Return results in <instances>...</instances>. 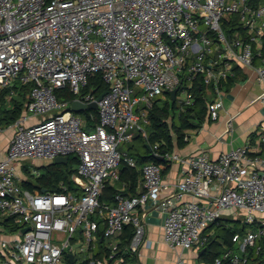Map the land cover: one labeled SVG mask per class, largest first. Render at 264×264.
<instances>
[{
    "label": "built area",
    "instance_id": "1",
    "mask_svg": "<svg viewBox=\"0 0 264 264\" xmlns=\"http://www.w3.org/2000/svg\"><path fill=\"white\" fill-rule=\"evenodd\" d=\"M227 15L238 18L228 20L232 33L223 26ZM236 65L256 72L264 102V0H0V93L16 82L35 83L0 160V230H8L1 227L6 216H16L20 226L0 241V264H63L67 250L76 255L95 245L101 223L112 237L132 225L129 249L139 254L148 205L163 211L164 238L176 250L202 245L208 238L203 231L220 218L241 220L248 226L233 236L236 249L212 264H258L255 257H264V119L253 144L218 159L203 150L185 159L167 154L187 164L171 186L163 181L164 166L149 162L141 168V194L100 200L106 180L120 178L123 161L138 166L121 145L137 132L148 138L155 97L178 88L184 110L193 104L191 87L202 75L214 87L208 118L217 120L224 107L222 83L236 76ZM96 73L108 84L101 99L83 91ZM66 86L75 99L58 98L56 90ZM76 99L97 101L99 121L73 111ZM1 107L0 101V131ZM32 117L41 119L30 123ZM72 154L80 157L73 176L80 193L63 184L62 191L21 185L23 160ZM117 242L109 259L117 255ZM107 262L91 257L89 264Z\"/></svg>",
    "mask_w": 264,
    "mask_h": 264
},
{
    "label": "trees",
    "instance_id": "2",
    "mask_svg": "<svg viewBox=\"0 0 264 264\" xmlns=\"http://www.w3.org/2000/svg\"><path fill=\"white\" fill-rule=\"evenodd\" d=\"M232 18L238 20L237 16L227 15L223 22L224 28L229 33H232L233 29H231L232 25L228 23V20ZM237 24L240 27V23ZM240 67H235L237 72L235 77H230L228 81L222 83L225 90H228L240 79ZM34 86L35 83L22 84L21 82H16L13 87H5L1 90L2 125H11L20 118L30 100ZM107 90L108 84L104 81L101 73H96L90 77L88 84L83 89L84 92L93 91L97 95ZM191 91L194 96V102L184 110L181 108L178 99L174 100L172 98L171 92L165 91L153 99L152 106L149 108L150 124L146 126L148 138L143 133L137 132L133 140L134 144L121 147V149L128 151L136 158L138 166L132 167L123 161L119 169L120 178L118 180L110 178L106 180L100 197L102 202L113 203L118 193L129 197L141 194L144 191V188L139 191L142 176L141 168L146 163L165 164L164 170L169 169L170 160L167 158V154H171L176 147H184L187 144L185 140L187 132L201 127L209 119L208 105L215 96L214 87L204 83V77L201 75L193 82ZM56 94L60 100L71 101L76 98L69 86L57 89ZM10 95L11 97L9 98ZM81 114L85 117L92 114L96 122L99 121V115L95 109L82 111ZM93 126V123L88 124L89 129H92ZM79 163L80 157L74 154L69 156V160L66 163H56L54 160L47 161L39 167L41 170L39 175L28 172L27 179H24L21 185L30 191H62L63 184L69 190L80 193V187L76 185L73 179V176L78 171ZM2 223L10 228L11 231H15L20 227L16 216H6L3 218ZM247 226L241 220L236 221L229 217L218 219L217 222L213 223L202 233L203 237L206 236L208 238L200 245V253L201 250L205 249L200 254V259L212 264L216 258L222 256L228 249H236L232 238L238 232L244 234ZM212 230L213 233L209 235ZM134 232L135 229L132 225H126L122 231L112 237L106 234V225L101 223L95 245H92L86 252L76 254L75 263L89 264L91 257H101L108 258L107 264H139V254L132 253L129 249ZM114 240L118 241L117 255L114 259H109L112 250L111 243ZM254 260L258 261V264H264L262 254L256 256ZM225 263L229 264V261H225ZM63 264H73L68 254L64 255Z\"/></svg>",
    "mask_w": 264,
    "mask_h": 264
},
{
    "label": "crops",
    "instance_id": "3",
    "mask_svg": "<svg viewBox=\"0 0 264 264\" xmlns=\"http://www.w3.org/2000/svg\"><path fill=\"white\" fill-rule=\"evenodd\" d=\"M240 68V79L225 92L224 107L219 118L217 120L207 119L201 127L189 130L186 134L188 138H185L187 144L182 148L176 147L173 152L185 159L203 150L213 159H218L224 152L254 143L261 122L264 119V102L260 99L263 85L256 79V72L248 68ZM40 119L41 117H32L30 123ZM229 119L233 121L232 131L227 130ZM13 134V124L2 125L0 131V160L5 157ZM169 160L170 166L168 170H164L163 181L171 186L177 181L181 171L187 169V164L179 160ZM27 161V163H22L18 167L21 181L27 179L28 172L33 174L34 169L41 172L39 167L47 162L42 160ZM163 166L165 169V164ZM139 187V191L143 189L142 176ZM171 188H167L162 195H167ZM145 222V244L140 249L139 264H177L180 257L184 259L185 264L206 263L200 259V246L176 250L168 245L164 238V213L160 208L148 205ZM1 225L3 229L6 227L5 224ZM13 232L10 228L0 230V241L10 239Z\"/></svg>",
    "mask_w": 264,
    "mask_h": 264
},
{
    "label": "water",
    "instance_id": "4",
    "mask_svg": "<svg viewBox=\"0 0 264 264\" xmlns=\"http://www.w3.org/2000/svg\"><path fill=\"white\" fill-rule=\"evenodd\" d=\"M178 92V88L174 89L171 91V96L172 98L175 100L176 99V94ZM104 95V93H102L101 95H99L98 99H101L102 96ZM98 108V104H97V101H92L90 103H85L81 100H74L72 102V105H71V109L75 112H82V111H86L88 109H97ZM149 148L151 149V146L149 145ZM155 155H157L155 153ZM69 160V156H58L54 159V162L56 163H66L67 161ZM45 191V190H43ZM29 227H26L23 229V232H26L28 230ZM205 249L201 250V253L204 251ZM68 256L70 257V261L71 263L73 264H77L75 263V255L71 252L68 253Z\"/></svg>",
    "mask_w": 264,
    "mask_h": 264
},
{
    "label": "rangeland",
    "instance_id": "5",
    "mask_svg": "<svg viewBox=\"0 0 264 264\" xmlns=\"http://www.w3.org/2000/svg\"><path fill=\"white\" fill-rule=\"evenodd\" d=\"M164 101V100H163ZM134 142L132 141V142H129V143H123L122 145H121V147H123V146H126V145H132ZM23 163H27L28 161L27 160H23L22 161ZM243 217H241V219H242ZM66 253H69V250H67L66 251Z\"/></svg>",
    "mask_w": 264,
    "mask_h": 264
}]
</instances>
